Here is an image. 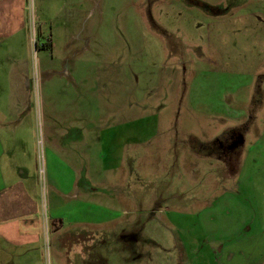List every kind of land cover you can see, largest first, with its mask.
Instances as JSON below:
<instances>
[{"label":"rangeland","instance_id":"obj_1","mask_svg":"<svg viewBox=\"0 0 264 264\" xmlns=\"http://www.w3.org/2000/svg\"><path fill=\"white\" fill-rule=\"evenodd\" d=\"M3 3L0 118L25 115L40 225L0 264H264V0ZM52 119L77 125V198Z\"/></svg>","mask_w":264,"mask_h":264},{"label":"crops","instance_id":"obj_2","mask_svg":"<svg viewBox=\"0 0 264 264\" xmlns=\"http://www.w3.org/2000/svg\"><path fill=\"white\" fill-rule=\"evenodd\" d=\"M4 8L5 3H3L0 12H5ZM9 10L11 9H8L7 12ZM6 18L9 19L4 23ZM14 19L11 15L4 16L1 14L0 28L3 25L10 28L14 25ZM9 84L10 86L7 87V94L9 95L7 111H9L8 114L14 116L15 113H21L25 110V81L22 80L21 73L17 72L11 76ZM2 106L4 108L3 103ZM5 111L6 109H4ZM0 114L5 115L1 110ZM48 122H50V128H52L48 133L49 137L51 135L48 145L50 147L48 148L49 164L54 166L61 174L68 175L65 181L68 190L60 189L61 192L64 195H69L74 191L76 194L80 190L77 180L78 170L76 171L73 166L75 163L72 161L71 148L67 144L77 134L76 130L71 129V125H77L73 123L68 127H62L67 122H60L57 119ZM76 123H80L79 125L83 128H88L83 121H77ZM24 127L25 115L12 120L7 117L0 118V238L16 244H24L25 238H38L35 230L39 229L40 225L32 196V191L37 187V179L34 174L32 177L29 176L31 172H35V165L33 167V163L32 166L28 164L29 148L25 140ZM53 131L56 134H65V140L57 139L58 137L53 135ZM68 133L70 135L67 136ZM46 134L44 135L46 136ZM91 138L93 140L92 136ZM30 154L33 159L35 154L34 143H32ZM74 197L77 198V194ZM81 198L86 199V195L83 196L82 194ZM55 203V201H52V207Z\"/></svg>","mask_w":264,"mask_h":264},{"label":"built area","instance_id":"obj_3","mask_svg":"<svg viewBox=\"0 0 264 264\" xmlns=\"http://www.w3.org/2000/svg\"><path fill=\"white\" fill-rule=\"evenodd\" d=\"M41 156H42V154H41ZM41 171H43V167L42 166L41 167L39 166V172L41 173Z\"/></svg>","mask_w":264,"mask_h":264},{"label":"flooded vegetation","instance_id":"obj_4","mask_svg":"<svg viewBox=\"0 0 264 264\" xmlns=\"http://www.w3.org/2000/svg\"><path fill=\"white\" fill-rule=\"evenodd\" d=\"M221 144H222V142H221ZM221 144H219V145H221Z\"/></svg>","mask_w":264,"mask_h":264}]
</instances>
